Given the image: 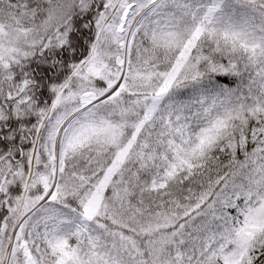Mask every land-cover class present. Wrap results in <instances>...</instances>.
<instances>
[{
    "label": "snow or ice",
    "instance_id": "1",
    "mask_svg": "<svg viewBox=\"0 0 264 264\" xmlns=\"http://www.w3.org/2000/svg\"><path fill=\"white\" fill-rule=\"evenodd\" d=\"M0 264H264V0H0Z\"/></svg>",
    "mask_w": 264,
    "mask_h": 264
}]
</instances>
